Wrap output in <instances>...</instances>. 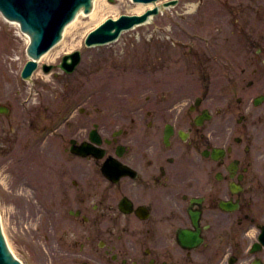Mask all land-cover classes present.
Returning <instances> with one entry per match:
<instances>
[{
	"label": "flooded vegetation",
	"instance_id": "flooded-vegetation-1",
	"mask_svg": "<svg viewBox=\"0 0 264 264\" xmlns=\"http://www.w3.org/2000/svg\"><path fill=\"white\" fill-rule=\"evenodd\" d=\"M189 12L190 34L150 63L166 75L156 91L104 110L101 158L71 150L90 118L67 117L27 149L60 117L23 110L45 260L264 264V0H197Z\"/></svg>",
	"mask_w": 264,
	"mask_h": 264
},
{
	"label": "rangeland",
	"instance_id": "rangeland-1",
	"mask_svg": "<svg viewBox=\"0 0 264 264\" xmlns=\"http://www.w3.org/2000/svg\"><path fill=\"white\" fill-rule=\"evenodd\" d=\"M106 1L117 8L116 12L108 13L88 26L79 22L77 29L70 36H68V33H64L67 42L74 43V46L63 49L52 59H43L46 62L59 63L64 53L79 49L81 60L76 73L77 80L71 82L68 86L74 90L69 98L74 99L84 90L98 87L99 91L91 94L92 96L87 103V110L97 107L104 111L102 108L104 106V93L117 85L112 81L104 83V77L109 79L111 73L115 72V70H110L113 67L111 64L123 66L122 68L130 67L131 63L142 61L148 57L157 42L159 44L156 46L164 47L167 44L165 41L166 27L172 24L164 16L168 13V9H163V14L161 12L153 19L151 17L148 22L123 32L119 39L113 43L105 46L86 47L84 37L88 31L106 17L117 16L120 13H133L130 9L136 4L131 0ZM177 9L181 11V7H177ZM80 18L84 22L88 20V17L84 15H80ZM155 25L159 27L157 28ZM175 30L178 35H182L179 30ZM16 32L17 30L13 25H9L0 18V103H9L11 107L10 115H0V132H3L4 135L6 132L8 136H12L21 124L22 105L28 94L32 95L29 99L30 102L36 100H34L36 95L32 94L35 80L29 82L19 78L18 70L26 55L24 54L25 41ZM79 40L80 42H78ZM55 70L58 71L59 68H55ZM85 70L91 71L90 76L88 75L85 78L86 80H84ZM38 71L35 76L40 79L41 84L44 83L38 89L43 95L45 106L50 105L51 108H54V105H57L61 100L63 93H67L64 90L66 88L64 81L55 80L51 72L45 73L40 69ZM122 79L125 86L119 92L117 89L116 92L120 94L133 93L134 89L139 90V87L141 93H148L147 89L150 84L139 85L135 74ZM106 98L113 99L109 96ZM3 121L10 125L9 131L5 129L6 126ZM5 148L6 144L1 145L0 141V213L6 238L12 250L23 260L24 264H54L53 261L45 260L41 255V245L44 242L40 239L39 228H42V226L39 225V221L42 214L37 210L34 203L30 204V201L33 202L32 198H23L22 194L19 193L22 187L20 181L13 179L17 173H20V162L16 157L11 158L2 151ZM9 189L11 191H8Z\"/></svg>",
	"mask_w": 264,
	"mask_h": 264
},
{
	"label": "water",
	"instance_id": "water-1",
	"mask_svg": "<svg viewBox=\"0 0 264 264\" xmlns=\"http://www.w3.org/2000/svg\"><path fill=\"white\" fill-rule=\"evenodd\" d=\"M88 3L89 0H84V2L82 0H0V8L7 16L17 18L22 22V28L28 31L32 38L29 52L34 54L35 47L43 44L47 46L53 43L58 38L64 22L80 6ZM88 8L89 5L86 10ZM143 17L133 16L127 23L123 21L118 24L105 25V27H101L96 31L99 38L95 39L98 41L111 39L121 28L129 26ZM113 28L114 31H112ZM92 39L90 38V40ZM92 138L98 140L95 136ZM0 264H20L8 250L1 235V230Z\"/></svg>",
	"mask_w": 264,
	"mask_h": 264
},
{
	"label": "bare ground",
	"instance_id": "bare-ground-1",
	"mask_svg": "<svg viewBox=\"0 0 264 264\" xmlns=\"http://www.w3.org/2000/svg\"><path fill=\"white\" fill-rule=\"evenodd\" d=\"M153 3L150 2H137L135 6L131 7V11L134 12H142L143 10L151 7ZM117 8L111 4H108L106 0H94L93 1V8L90 12L84 15V13L80 12L71 22H69L64 32L68 33L70 36L74 30L77 29V24L79 22L86 24V26L98 21L102 16H105L108 13L116 12ZM80 15H84L88 17L87 21H83L80 18ZM11 24L18 25L16 21H10ZM67 36V37H68ZM80 42V40L78 41ZM74 46V43L67 42V39L64 38L60 43L52 47L48 52H46L42 58L50 59L54 58V56L62 51L63 49H69L70 47Z\"/></svg>",
	"mask_w": 264,
	"mask_h": 264
}]
</instances>
